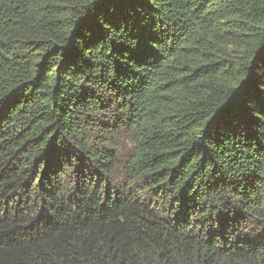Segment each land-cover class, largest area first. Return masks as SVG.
Instances as JSON below:
<instances>
[{
	"label": "trees",
	"instance_id": "trees-1",
	"mask_svg": "<svg viewBox=\"0 0 264 264\" xmlns=\"http://www.w3.org/2000/svg\"><path fill=\"white\" fill-rule=\"evenodd\" d=\"M0 264H264V0H0Z\"/></svg>",
	"mask_w": 264,
	"mask_h": 264
}]
</instances>
